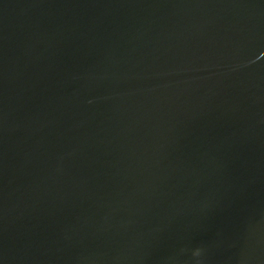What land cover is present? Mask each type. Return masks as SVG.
<instances>
[{"label":"water","instance_id":"obj_1","mask_svg":"<svg viewBox=\"0 0 264 264\" xmlns=\"http://www.w3.org/2000/svg\"><path fill=\"white\" fill-rule=\"evenodd\" d=\"M0 264H264V0H0Z\"/></svg>","mask_w":264,"mask_h":264}]
</instances>
